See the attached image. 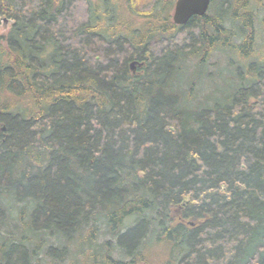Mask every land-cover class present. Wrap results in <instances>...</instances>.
<instances>
[{
    "label": "trees",
    "instance_id": "16d2710c",
    "mask_svg": "<svg viewBox=\"0 0 264 264\" xmlns=\"http://www.w3.org/2000/svg\"><path fill=\"white\" fill-rule=\"evenodd\" d=\"M105 5L0 0L14 20L0 35V227L6 199L20 225L0 233V264H59L72 237L101 228L126 256L107 249L105 264H159L157 246L183 249L179 264H264V44L254 79L237 74L226 101L192 109L182 46L207 48L206 23L139 47L108 31ZM134 56L145 65L131 73ZM177 205L193 225L174 224Z\"/></svg>",
    "mask_w": 264,
    "mask_h": 264
},
{
    "label": "flooded vegetation",
    "instance_id": "af4514ba",
    "mask_svg": "<svg viewBox=\"0 0 264 264\" xmlns=\"http://www.w3.org/2000/svg\"><path fill=\"white\" fill-rule=\"evenodd\" d=\"M91 2L99 6L106 3L104 8L105 12L101 11V13H103V15L105 14L106 22L110 23V32H116L114 34L116 37H124L126 40L128 39V41L131 40L139 47L146 46L149 41L148 37L143 36V32L148 31L146 27L150 24L156 28L153 31V37L160 38V34H164L163 39L168 40V37L174 38L180 32L185 31L186 25L191 21H193V23L189 24V27H191L190 30L196 32L193 25L194 23L196 24L197 20H202L206 23V34L211 39L210 42H205L204 46L208 48L213 47L215 44L217 48L215 51H212V48V52L207 54L208 50L202 51V49H207L205 47L195 50L196 47H199L196 46V43L183 45L182 48L189 55L186 69L193 67V70L197 71V65L199 63L204 64L202 65L203 69L205 65L211 67V69H216L217 65L210 66L211 63L208 64V60L213 53L217 51L219 54L225 55L229 52L234 53V56L237 57V60H231L232 65L234 62L237 64H247L246 68H244L245 70H238L239 72L237 71V74L244 78L243 80L245 81L246 79H254V70L256 67L253 59L255 58V54H258L255 50L256 39L260 35L264 37V27L262 23L264 19V0H208L209 5L207 4V8L205 9L206 13L204 11L201 15L197 13L191 14L184 22L180 23L175 22L173 19L177 0H153V2L150 3L148 12L133 7L129 3L130 0H91ZM124 18L130 20L129 26L122 24ZM13 24L14 20L12 18L0 12V27L4 26L7 28V30L5 31L4 29L3 33H0V35L7 33ZM227 36H232V40L229 41L230 48L225 50L224 39ZM200 53H202L201 56ZM209 56L210 58H208ZM259 58H261L260 55ZM194 59L195 62L193 63ZM133 61L137 63L131 67L130 64ZM139 61L144 62L139 60L137 56L129 60L128 68L131 73L141 71V67L145 64L139 65ZM251 76L253 77L252 79ZM190 79V82L193 81V84L195 78L193 77ZM189 88L191 89V85ZM191 94L192 92L189 91L186 95L190 97L189 105L192 109L200 104H209L207 99L201 103L197 102L192 104L193 99ZM3 125L4 124L0 121V139L4 130L1 128ZM221 188L223 189L222 185ZM187 199L189 201V198ZM180 204H182V202ZM181 211L182 208L179 207V205L175 206L173 210L174 217L176 218L174 224H176L175 222H181L184 225L186 223L193 225V222L189 220V218L181 215Z\"/></svg>",
    "mask_w": 264,
    "mask_h": 264
},
{
    "label": "rangeland",
    "instance_id": "374dc122",
    "mask_svg": "<svg viewBox=\"0 0 264 264\" xmlns=\"http://www.w3.org/2000/svg\"><path fill=\"white\" fill-rule=\"evenodd\" d=\"M129 3L130 5L137 8L138 10H142L146 12L149 11L150 3H147V5H144V7L133 5L132 0H130ZM107 24H108L107 28L109 31L110 23L107 22ZM122 24L129 26L130 20L128 18H124L122 20ZM146 28L148 29V31L143 32V36H146L149 39L154 38L155 40H161L163 38L164 34H160L161 35L160 38L153 37V31L156 28L152 24H150ZM4 29L5 31L7 30L6 27L1 26L0 33H3ZM263 44H264V37L260 35L256 39V45L254 44L256 53L257 51H261ZM234 55H235L234 53H228L225 55H221L219 54V52L216 51L213 53L211 58L210 56L208 57L210 58L208 60V64L211 63L210 66L217 65L216 69H211V67H207V65H205L204 69H201L199 74L197 73V71L193 70V67L192 68L189 67V69H187V72L184 74V76H186V80L188 81L190 78L194 77L196 81V84H195V81L193 84L192 82H189L190 83L189 86L191 85L190 92H192L191 96L193 99L192 104H195L197 102L201 103L202 101H205L206 99L209 101V103L211 102V100L212 101L217 100L218 102H223V101H226V99H228V95L233 93L234 86L237 84L236 75H237L238 67L241 70V69L246 68V65H247V64H237V63L236 65L234 63L235 67H232L231 60H237V57ZM147 56H148L147 53L144 54V57H147ZM257 59H259V55L255 54V58L253 60L256 61ZM194 62H195V59L193 63ZM250 100L253 101V97H251ZM2 136H4V131L2 132L1 138ZM5 205L10 206V211H9L10 216L9 218H7V223L0 227V233L1 235L5 234L8 237L11 236L12 238H17L20 233V230H19L20 225L18 224L19 220L17 218L13 219L12 217L15 216L18 207H16L14 205V202H11L9 199H6ZM26 212H27L26 215L25 214L22 215L24 217V218H21L23 221H27L28 219V210H26ZM233 218L236 219L235 217ZM124 223L127 227L129 225L134 224V222L130 218L125 219ZM146 232H148V228L146 229ZM85 233L86 231H83L79 233L76 237H72L73 240L71 242L65 241L66 243L68 242L67 243L68 250H67L65 258H62L63 260L62 259L59 260V264H90V263L105 264L102 262V259L106 260V258H103V254L107 253V249L111 250L110 256L112 259H126L125 253L122 250L121 245L117 243L116 238L109 235L107 230H103V228H101L98 235L93 238L92 242H88V239ZM232 233H236V230H234ZM46 237H45L46 240H48L47 245L49 246L52 245L53 247L58 248V249H61L62 247L65 246V242L63 241L57 244V240L53 235L46 236ZM108 240H109V243L107 242ZM15 242L16 241H11L12 243V244L10 243L11 246L12 247L18 246V247L10 248L11 250L15 251L16 249H20L22 252H24L28 248L29 242L24 241L21 244H15ZM153 250L154 251L152 252V256L156 257L155 261H158L159 264H162L165 258H166L164 262L165 264L167 260L172 261V264H179V260L184 253L183 249L178 251V249L172 248L170 250V253L168 254L166 250L161 246L154 247ZM96 251L98 252V256H96L95 258L94 256H91V255L92 253H95ZM14 256L15 255L13 252V254L10 255L9 260H12L11 258ZM95 259L98 260V262H93L95 261ZM14 261H15V258L13 259L12 262Z\"/></svg>",
    "mask_w": 264,
    "mask_h": 264
},
{
    "label": "water",
    "instance_id": "95a60500",
    "mask_svg": "<svg viewBox=\"0 0 264 264\" xmlns=\"http://www.w3.org/2000/svg\"><path fill=\"white\" fill-rule=\"evenodd\" d=\"M207 4L208 0H177L173 19L178 23L184 22L193 13L202 14ZM136 63V61H133L130 66L133 67ZM2 129H4L3 126Z\"/></svg>",
    "mask_w": 264,
    "mask_h": 264
},
{
    "label": "bare ground",
    "instance_id": "6f19581e",
    "mask_svg": "<svg viewBox=\"0 0 264 264\" xmlns=\"http://www.w3.org/2000/svg\"><path fill=\"white\" fill-rule=\"evenodd\" d=\"M209 5V4H208ZM207 8V7H206ZM205 13H206V11H205ZM193 14H195V13H193ZM199 15V14H198ZM197 15V16H198ZM201 15V14H200ZM187 22V21H186ZM176 25V24H175ZM123 42V41H122ZM123 45V44H122ZM128 45V44H127ZM127 47V46H126ZM144 62H140L139 61V65H142ZM233 67H235L234 65H233ZM244 68V67H243ZM245 70V69H244ZM4 127V126H3ZM2 128V127H1ZM30 151V150H29ZM31 159V158H30ZM91 229V228H90ZM47 238V237H46ZM37 240V239H36Z\"/></svg>",
    "mask_w": 264,
    "mask_h": 264
}]
</instances>
